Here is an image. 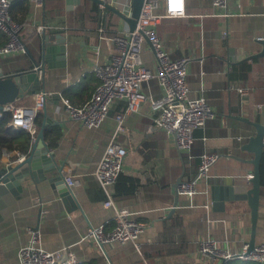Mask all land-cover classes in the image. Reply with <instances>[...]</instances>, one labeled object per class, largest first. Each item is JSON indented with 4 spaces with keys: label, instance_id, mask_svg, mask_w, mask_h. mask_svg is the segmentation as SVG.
<instances>
[{
    "label": "crops",
    "instance_id": "0c3cea01",
    "mask_svg": "<svg viewBox=\"0 0 264 264\" xmlns=\"http://www.w3.org/2000/svg\"><path fill=\"white\" fill-rule=\"evenodd\" d=\"M25 1L27 29L42 23L44 33L52 37L61 33L63 51L55 49L57 39L51 38L50 47L54 48L43 58L41 32L32 35L27 43L28 52L0 55V65L4 72H14L20 69L13 64L31 65H23L24 68L34 66L35 61L43 64L37 86L50 94L35 118L34 132L43 128L45 142L53 153V164H59L61 172L70 170L78 180L70 187L74 196L71 201H63L49 183L56 170L45 172L46 178L39 180L25 175L13 191L0 189V264H18L17 251L27 240L28 225L39 227L44 248L62 249L63 256L64 247L71 250L77 259L75 264H144V259H148L144 235L139 236L137 244L110 242L101 247L81 238L89 223L105 229L114 224V207L102 205L105 192L92 173L113 136L127 146L128 154L117 181L110 187L112 200L115 206L126 207L134 212L133 217L145 219L150 226L157 244L151 247L156 250L152 253L153 264H228L235 260H212L198 251V244L201 238L210 236L220 246L238 251L251 237L247 200L226 202L223 210H215L211 193L224 183L250 185L246 175L253 168L250 162L253 153L243 149L242 144L255 133L252 122L264 124V54L254 55L261 49L256 36L264 31V0H227L229 15L224 18L206 14L212 10L211 0H185L184 15L166 17L157 26L171 56L191 55L186 76L188 95H202L215 110L213 118L194 130L191 156L178 151L173 136L153 123L155 112L147 100L127 118L129 140L122 132L114 135L119 111L116 102L97 127L89 128L69 118L61 98L67 97L78 106L91 96L98 81L91 64L94 60L106 61L109 53L102 34L120 31L127 25L115 12L93 0H81L72 8H66L62 0L63 11L49 16L44 6L36 7L30 0ZM77 6L82 11L74 13ZM99 11L103 12L102 18ZM224 29L226 36L221 35ZM4 39L6 34L0 30V45ZM145 47L143 62L152 68L155 60L150 48ZM235 85H248L249 96L242 98L233 88ZM142 90L159 95L155 79L144 82ZM32 101L33 93H30L15 102ZM256 104L261 106L257 108ZM14 131L28 132L20 128ZM23 139L24 135L19 137V145H23ZM31 141L32 135L25 151L19 146L3 152V147L0 164L20 160L18 151L27 153ZM205 148L218 152V159L206 176L198 178L196 192L190 197L178 193L174 206L172 185L179 176L182 179L195 175L198 154ZM56 183L60 184V180ZM172 214L179 216L182 226L178 238L173 240L162 230L163 221ZM162 234L168 236L167 246ZM263 239L264 184L260 182L254 242Z\"/></svg>",
    "mask_w": 264,
    "mask_h": 264
},
{
    "label": "built area",
    "instance_id": "2783aa9c",
    "mask_svg": "<svg viewBox=\"0 0 264 264\" xmlns=\"http://www.w3.org/2000/svg\"><path fill=\"white\" fill-rule=\"evenodd\" d=\"M36 7H42L44 0H30ZM12 0H0V30L6 34V39L0 45V55L7 56L26 52L27 43L33 34L41 33L45 24L38 23L27 29V21H15L9 12ZM212 10L208 15L227 17V0H211ZM185 0H144L136 26L133 30L127 27L108 34L104 32L103 38L108 42L109 53L106 61L94 60L91 69L98 81L91 96L81 105H73L67 97H62V103L69 118L79 124L93 128L101 124L107 116L111 105L119 104L116 114V133H124L129 140V127L127 118L135 112L139 104L147 100L155 112L153 123L173 136L174 144L178 151L191 156L194 141V130L203 127L206 120L215 116V110L207 103L202 95L190 97L189 86L186 80L188 62L191 55L182 54L171 56L169 50L160 39L157 26L166 17H175L185 14ZM99 17L103 12L99 11ZM222 36L227 35V30H222ZM264 43V31L256 36ZM148 46L155 60L154 66L147 67L143 62L142 52ZM41 77V66H34ZM40 79V78H39ZM155 79L159 88V95L153 96L142 90L144 82ZM233 88L247 98L251 92L248 85H235ZM50 93L39 86L33 93L30 104L8 102L1 106L0 116L4 112L10 114L8 125L24 129L31 134L35 131V118L45 105ZM261 104H256L259 108ZM33 137V135H32ZM240 138V137H239ZM3 152H6L3 149ZM8 152V151H7ZM19 159L24 152H19ZM17 153V154H18ZM128 154V148L117 141L114 136L106 143L99 159L93 168V176L105 192L102 200L104 207H114V224L110 229L102 225L89 223L82 239L91 240L96 246L101 247L110 242H132L137 244L140 235H144L148 246V259L144 264H153L152 246L157 245L153 239L154 233L145 219H136L134 212L126 207H117L112 200L110 187L116 182L122 170L123 159ZM219 153L204 149L198 154L196 172L193 176L182 178L176 185V191L187 196L196 192V182L199 177L206 176L210 166L218 159ZM18 160V157L16 158ZM12 161V160H11ZM63 181L68 187L77 182L75 174L70 170L63 172ZM251 173L246 175L250 179ZM27 240L20 245L17 251L18 264H75L77 259L67 247L51 251L41 244V231L39 227L26 226ZM198 251L217 261L239 259L243 261H256L264 263V239L255 242L249 248L248 242H243L240 250L234 251L220 246L210 236L200 239Z\"/></svg>",
    "mask_w": 264,
    "mask_h": 264
},
{
    "label": "water",
    "instance_id": "95a60500",
    "mask_svg": "<svg viewBox=\"0 0 264 264\" xmlns=\"http://www.w3.org/2000/svg\"><path fill=\"white\" fill-rule=\"evenodd\" d=\"M81 0H65V7L72 8L79 4ZM98 5L105 7L108 10L115 12L126 23L129 30H133L136 26L138 16L141 12V7L144 0H93ZM41 52L43 58L48 57V53L54 47H50L49 39H57L55 42V49L63 51L64 38L61 33L53 35L42 33ZM261 45V49L254 55L264 54V43L257 39ZM26 51L28 52L27 48ZM40 64L41 72L43 64L35 61L34 66ZM34 66L23 70L14 72H4L0 65V108L3 104L16 101L24 94L34 93L41 77ZM42 74V73H41ZM42 76V75H41ZM40 78V79H39ZM45 120V119H44ZM255 127V133L249 136L248 140L242 144V148L253 153L250 162L253 164L251 170V177L247 183H224L217 186L211 193L212 206L215 210H223L226 202H235L237 200L245 199L250 207L251 219V237L248 245L252 248L254 245V230L258 214V202L260 194V172L259 163L264 148V124L259 122H252ZM53 153L48 148L44 139L43 128L32 137L30 148L21 160L17 162L10 161L7 164H0V189L8 188L12 190L20 183V178L29 175L34 180L46 178L45 172L56 170V174L51 176L48 180L52 187L58 190L62 200L71 201L74 198L72 189L68 187L63 181V175L59 164L54 162ZM60 180V184L56 183ZM181 181L179 176L171 187V192L174 194V206L176 205L178 192L176 185ZM13 191V190H12ZM172 211V208H171Z\"/></svg>",
    "mask_w": 264,
    "mask_h": 264
},
{
    "label": "trees",
    "instance_id": "16d2710c",
    "mask_svg": "<svg viewBox=\"0 0 264 264\" xmlns=\"http://www.w3.org/2000/svg\"><path fill=\"white\" fill-rule=\"evenodd\" d=\"M43 6L45 8V12L48 11V16L56 14V13H60L63 11L62 0H44ZM80 11H82V7L77 6V8L74 10V13L80 12ZM9 12H10L11 17L15 21L17 22L24 21L25 15L28 13L27 2L25 0H12ZM94 18L96 20V14H94ZM25 64L26 63H24L23 65L27 67L31 66L30 64L29 65H25ZM13 65L16 67V69H20V70L26 69L24 68L23 65H20V64L19 65L13 64ZM9 117H10V114L8 112H4L3 115L0 116V151L3 147L4 149L7 150L8 148H14V147L16 148L19 146H21L19 148H21L22 151H25L27 148V145L30 142V138L32 134L28 132L18 134V132H15L14 129L16 128L12 127L11 125H8ZM35 121L37 122V120ZM22 135H24V139H23L24 142H23V145H19L18 144L19 137ZM259 172H260L261 183L264 184V149L262 151V155H261V159L259 163ZM181 227H182L181 220L179 216L176 214H172L171 216L165 218V220L163 221L162 230H166L168 236L173 237L171 238L173 240L175 238L176 239L178 238L179 234L181 233ZM168 236L162 234V241L165 243L166 246L169 243V239L167 238ZM228 264H263V263L256 262V261H246L242 263L235 259L233 261H230Z\"/></svg>",
    "mask_w": 264,
    "mask_h": 264
},
{
    "label": "bare ground",
    "instance_id": "6f19581e",
    "mask_svg": "<svg viewBox=\"0 0 264 264\" xmlns=\"http://www.w3.org/2000/svg\"><path fill=\"white\" fill-rule=\"evenodd\" d=\"M15 102V101H14ZM15 128V127H14ZM34 136V133L32 134Z\"/></svg>",
    "mask_w": 264,
    "mask_h": 264
},
{
    "label": "rangeland",
    "instance_id": "374dc122",
    "mask_svg": "<svg viewBox=\"0 0 264 264\" xmlns=\"http://www.w3.org/2000/svg\"><path fill=\"white\" fill-rule=\"evenodd\" d=\"M142 57H143V54H142ZM144 60V59H143Z\"/></svg>",
    "mask_w": 264,
    "mask_h": 264
}]
</instances>
